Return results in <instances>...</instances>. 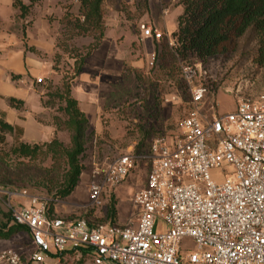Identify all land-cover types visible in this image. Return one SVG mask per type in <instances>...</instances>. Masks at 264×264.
<instances>
[{"label": "built area", "instance_id": "1", "mask_svg": "<svg viewBox=\"0 0 264 264\" xmlns=\"http://www.w3.org/2000/svg\"><path fill=\"white\" fill-rule=\"evenodd\" d=\"M138 25L142 38L166 37L174 45L152 25ZM148 59L152 64L153 52ZM181 76L192 108L175 135L150 144L145 184L132 197L136 226L49 216L46 199L22 193L27 203L9 207L10 216L26 228L31 252L24 262L16 251H2L0 264H48L52 254L82 247L91 249L93 264H264V94L236 92V109L219 116L214 104L206 109L207 86L195 83L205 78L201 64L182 66ZM136 159L129 153L93 163L90 208L101 206L107 186L122 183ZM185 238L196 249L182 258Z\"/></svg>", "mask_w": 264, "mask_h": 264}, {"label": "rangeland", "instance_id": "2", "mask_svg": "<svg viewBox=\"0 0 264 264\" xmlns=\"http://www.w3.org/2000/svg\"><path fill=\"white\" fill-rule=\"evenodd\" d=\"M165 2L166 7L170 6L164 16L165 30L171 34L177 17L182 13V7L172 0ZM151 8L153 11L151 17L158 20L160 18L158 0H152ZM102 12L106 20L113 18L116 21L120 16L125 23H120L121 25L117 23L116 28L123 26V29L119 28L116 31L117 38L107 37L104 47L94 57L86 54L90 45L94 43L97 32L84 36L77 35L71 25H67L64 17L60 19L59 36L55 39V53L51 56L53 74L38 83L41 86L44 110L38 113L36 119L55 128L51 139L55 137L64 146L69 144L68 131L62 124L65 120L63 115L65 102L62 96L66 88L71 95L86 65L89 70L88 78L92 79L93 85L88 86L84 91L82 88H76L78 95L87 97L88 109V114L85 115L88 123L84 133V153L80 158L82 177L69 199H76L83 205L88 203L87 190L93 163L129 153L135 155L137 159L134 168L122 183L113 188L107 186L108 188L102 193L101 206L89 211L87 208L77 209L74 214L62 218L74 220L86 218L87 215L91 217L90 222H108L111 220L107 211L111 202H114L118 222L126 223L137 216L132 197L145 184L151 166L149 153L151 142L160 136L175 135L177 122L192 106L189 103L190 93L180 81L181 63L178 62L170 71L167 70L169 67L163 70L161 66H164L165 62L156 54L158 42H153L150 51L154 53V60L150 64L148 58L151 53L142 46L138 29L134 30L136 39L131 38L133 33L130 32L131 30L128 31L129 28L132 29L135 23L139 24L142 17L148 14L146 0H105L102 4ZM28 13L29 10L27 15ZM67 14L71 18L78 16V13ZM108 31L112 30H107L106 33ZM249 54L241 55L240 45L235 52L215 55L203 63L196 61L187 63L191 66L200 63L202 70L205 71V78L201 81H206L208 88L206 109L212 103L216 113L222 116L236 109V92L242 96L264 94V67L257 66L253 62L254 55ZM82 58L83 64L77 72L79 60ZM171 64L170 61L169 65ZM55 118H58L62 125L57 126ZM12 143V136H8L6 143L0 148L6 152ZM38 144L42 143L38 142ZM12 160L5 159L11 164V168L8 167L7 170L12 169L15 173L14 177L18 174L22 175V171L29 177L26 179L27 185L16 182L14 187L0 188V226L10 222L9 207L22 206L17 202L27 200L20 196L22 193L46 200L51 196L36 185L41 177L40 170L49 168L52 164L49 155H40L35 161L18 159V162L27 166V169L20 172H17L18 166L14 167L15 161ZM58 166V170L62 171L61 160ZM223 169L231 170L228 166H224ZM51 173L54 175L53 172ZM85 176H87L86 187H82ZM215 178L220 179L216 176ZM9 194L10 199H8ZM69 199L57 200L58 202L52 206L53 213L55 208H61V202ZM31 248L29 236L24 231L13 234L7 240L0 239V253L5 250L16 251L24 262L29 258ZM179 249L181 255L185 256L194 252L196 247L191 239L185 238L180 242ZM48 264H93V262L87 255L73 252L50 259Z\"/></svg>", "mask_w": 264, "mask_h": 264}, {"label": "trees", "instance_id": "3", "mask_svg": "<svg viewBox=\"0 0 264 264\" xmlns=\"http://www.w3.org/2000/svg\"><path fill=\"white\" fill-rule=\"evenodd\" d=\"M31 4L37 0H28ZM78 16L71 18L67 13L63 16L67 25H71L77 35L84 36L96 33L94 43L90 45L86 56H89L101 43L104 37V18L102 12L103 0H78ZM177 5L182 7V13L177 17L176 29L170 34L173 41L172 46L164 37L159 39L156 47V54L162 57L165 62L161 68L172 70L178 62L182 66H188L193 61L203 63L209 58L226 53L237 51L241 45V55H254L253 62L264 67V0H180ZM13 7L18 9L19 18L23 19L29 6L24 5L20 0L13 1ZM139 30V25L137 24ZM155 54V55H156ZM171 66L169 65L170 61ZM83 58L79 60L77 72L83 64ZM181 66V67H182ZM191 66V65H189ZM180 81L183 79L180 72ZM195 83H202L207 86L206 81L196 80ZM184 84V83H183ZM65 106V120L62 122L69 134V144L64 146L55 137L47 143L27 144L22 142L23 130L5 121L4 112L0 111V147L4 146L8 136H12L13 143L4 152L0 148V188L16 186V182L27 185L26 179L29 176L23 174L22 170L27 166L18 162V159L35 161L36 157L46 155L50 157L52 164L49 168L41 171L37 186L48 193L47 210L49 216H54L52 206L55 200L67 198L78 184L82 171L80 158L84 153V133L87 127V118L78 108L77 101L70 95L68 88L62 96ZM10 106L20 108L22 102L13 98L8 99ZM55 124L59 126L61 121L55 118ZM61 124V125H62ZM5 159L15 161L14 167L22 175L15 176L14 171ZM61 160L62 171H59L58 162ZM5 167L6 169H4ZM15 169V168H14ZM53 172L54 175H51ZM61 173V174H60ZM94 208H87V211ZM108 217L111 221L104 222L115 224L116 208L111 202L108 208ZM90 216L86 215L90 226L104 224L90 222ZM64 220H67L64 218ZM75 220V219H74ZM11 223V224H10ZM24 231L25 227L15 224L10 216V222L0 226V239L7 240L13 234ZM81 253L92 257L90 248L67 249L59 254H52L51 258H58L66 253ZM31 264V263H28Z\"/></svg>", "mask_w": 264, "mask_h": 264}, {"label": "crops", "instance_id": "4", "mask_svg": "<svg viewBox=\"0 0 264 264\" xmlns=\"http://www.w3.org/2000/svg\"><path fill=\"white\" fill-rule=\"evenodd\" d=\"M13 1L14 0H0V111L4 112L5 121L7 123L20 127L23 130L22 142L27 144L38 142L47 143L53 136L55 128L50 124L40 122L36 119L37 115H39L38 113L44 110L41 101V86L36 80H44L53 74L51 56L55 53V39L59 36L60 19L66 13L77 14L79 2L78 0H37L31 4L28 0H20L24 5L29 6L28 15L26 14V16L21 19L19 18L18 9L13 7ZM103 2H105V0H103ZM151 3L152 0H146L148 14L142 17L139 23L143 22L152 25L154 28L170 37V34L165 30L164 23V16L167 14V10L170 6L166 7L167 3L165 0H158L160 18L155 20V18L151 17V13L153 12ZM103 20L105 26L104 37L98 48L91 53L90 57H94V55L104 47L107 37H109V39L110 37H114V39L117 38L116 31L123 27L120 26L116 28V25H118L117 23H119V25H121L120 23H125L124 20H121L120 16L116 18V21H114L113 18H111V20H106L104 18ZM134 25L132 29L129 28L128 30H131L130 32L133 33L131 36L133 40L136 39L134 30L137 29L136 23ZM107 27L109 28L107 29ZM175 29L176 25L171 33L174 32ZM107 30L112 31L106 33ZM140 42L149 53H152L150 51L151 46L152 43L156 41L140 36ZM37 54L43 57H39ZM90 57L89 59H91ZM90 67L92 68L91 63ZM88 75L89 70H87L86 65H84V70L78 77L79 83L76 84L77 87H74L71 92L72 97L78 102L80 111L86 116L88 114V109L86 107L87 97L81 94L78 95V93H76V88H82L84 91L88 86L93 85L92 79L88 78ZM10 98L21 101L22 106L20 108L10 106L8 103V99ZM81 177L82 175H80L79 179H81ZM86 182L87 176H85L81 186L86 187ZM72 194L73 192L67 198L69 199L72 197ZM8 199H10V197H8ZM17 203L24 206L27 200ZM14 204L16 205V203ZM61 204V208L54 209L55 216L60 218L69 217L77 209L89 207L88 203L83 205L72 198L61 202ZM19 207L16 206L15 208ZM136 221L137 216L129 222L127 221L129 223L128 225L126 224L127 222L120 223L117 218L115 219L116 225L123 227H135ZM157 226L163 230L165 228L160 221L157 222ZM179 256L182 258L185 257L181 255L180 249Z\"/></svg>", "mask_w": 264, "mask_h": 264}]
</instances>
